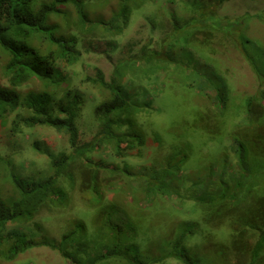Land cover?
Instances as JSON below:
<instances>
[{
  "label": "trees",
  "instance_id": "1",
  "mask_svg": "<svg viewBox=\"0 0 264 264\" xmlns=\"http://www.w3.org/2000/svg\"><path fill=\"white\" fill-rule=\"evenodd\" d=\"M99 1L108 4L107 0H0V112L10 113L12 134L49 127L64 134L68 142L67 150L55 153L35 142V149L49 159V168L37 173L10 171L8 176L10 159L0 156V180L4 179L0 182V264L44 245L17 225L43 210L67 208L77 183L82 193L91 194L92 203L102 200V190L111 181L99 176L104 166L91 156L101 153L102 144L106 151L110 149V158L122 159L129 170L137 167L129 162L131 157L146 145L138 120L142 107L129 103L120 61L109 81L101 69L86 78L108 96L94 109L97 133L89 141L81 140L78 122L84 98L68 68L81 61L86 46L97 48L103 43L108 54L119 50L117 36L125 32L132 12L131 0H119L112 16L105 19L92 9L95 4L102 9ZM123 15L125 23L116 26ZM90 33L94 40L86 38ZM248 61L255 69V59ZM226 94L224 90L220 95ZM263 100L257 94L245 100L248 113L238 123L244 126L232 134L238 145L232 142L233 154L226 153L222 170L201 168L193 173L181 170L185 160L175 166L171 159L161 170L144 165L131 174L144 181L132 187L133 204H140L141 194L150 201L147 209L156 208L158 214L135 219L125 205L110 203L117 215L109 213L92 227L110 231L109 248L90 259L83 245L80 252L85 258L77 262L95 264L111 256L116 264H264V111H257V107L264 109ZM78 163L79 176L73 169ZM160 201L170 203L171 210L185 218L157 210ZM104 212L101 209L99 216ZM82 231L89 230L84 225ZM70 236L71 232L64 234L61 244ZM63 253L70 257V252Z\"/></svg>",
  "mask_w": 264,
  "mask_h": 264
},
{
  "label": "rangeland",
  "instance_id": "2",
  "mask_svg": "<svg viewBox=\"0 0 264 264\" xmlns=\"http://www.w3.org/2000/svg\"><path fill=\"white\" fill-rule=\"evenodd\" d=\"M107 1L106 5L99 1L102 9L96 4L92 8L105 19L112 16L119 3V0ZM210 2L131 0L132 12L126 30L117 36L119 50L108 54L103 43L97 48L85 45L81 61L68 68L77 77L74 82L84 98L78 122L82 142L97 133L94 109L108 96L86 78L95 76L101 69L109 81L120 61L125 87L129 89V103L142 107L138 120L145 132L146 145L131 157L129 162L137 165L131 170L126 169L122 159L108 156L110 145L108 151L102 144L101 153H91L93 160L104 166L99 176L105 182L111 181L102 190V200L92 203L91 194L82 193L77 183L70 191L72 200L67 208L55 212L43 210L17 225L29 238L44 245L2 264H79L85 258L80 252L83 245L92 256L90 259L96 258L109 248L111 234L106 229L94 231L92 227L108 218L109 213L117 215L118 210L110 207V203L125 205L135 219L158 214L156 208L147 209L150 201L141 194L140 204L132 202V187L144 181L131 174L138 173L137 169L144 165L161 170L172 159L175 166L185 160L181 170L186 168L193 173L201 168L214 171L224 168L226 153L233 154L232 142L238 145L232 134L244 126L238 123L248 113L245 100L255 94L261 101L264 98V0H228L223 5ZM124 20L123 15L116 26L121 27ZM96 36L102 39L99 33ZM86 38L91 40L94 36L90 33ZM249 58L255 59V69ZM224 90L227 94L220 95ZM260 108L263 112L262 106L257 111ZM11 119L9 112H0V156L10 159L8 176L10 171L26 175L49 168L48 157L35 149V142L52 153L68 149L66 136L49 127L24 128L21 134H12ZM148 158L150 161H146ZM231 159L236 160L234 156ZM78 168L79 163L73 167L79 176ZM116 187L120 190H115ZM160 202L157 210L185 218L180 211L171 210L170 203ZM176 206L181 208L182 203ZM101 209L106 212L99 216ZM84 225L89 231H82ZM69 232V241L61 244L63 235ZM62 250L70 252V257ZM113 260L109 256L95 264H116Z\"/></svg>",
  "mask_w": 264,
  "mask_h": 264
}]
</instances>
